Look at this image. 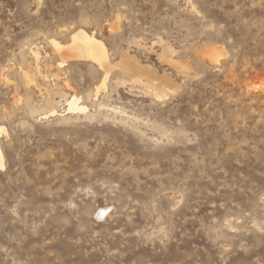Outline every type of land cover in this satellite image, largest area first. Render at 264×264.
I'll use <instances>...</instances> for the list:
<instances>
[{
    "label": "rangeland",
    "instance_id": "obj_1",
    "mask_svg": "<svg viewBox=\"0 0 264 264\" xmlns=\"http://www.w3.org/2000/svg\"><path fill=\"white\" fill-rule=\"evenodd\" d=\"M0 128V264H264V0H0Z\"/></svg>",
    "mask_w": 264,
    "mask_h": 264
},
{
    "label": "bare ground",
    "instance_id": "obj_2",
    "mask_svg": "<svg viewBox=\"0 0 264 264\" xmlns=\"http://www.w3.org/2000/svg\"><path fill=\"white\" fill-rule=\"evenodd\" d=\"M51 44L55 51H57L61 56V62H59V67H63L72 60H90L99 65V67L105 68L108 65V54L106 46L94 36L89 35L83 30L77 31L71 41L67 44H62L60 42L51 41ZM211 52V51H210ZM37 58L38 54L36 53ZM107 70V69H106ZM98 91V90H97ZM80 100L74 97L72 101L69 102V112L84 111L85 107L80 105ZM53 111L52 114H56ZM5 131L4 128H0ZM0 166H4V157L2 150L0 148Z\"/></svg>",
    "mask_w": 264,
    "mask_h": 264
}]
</instances>
